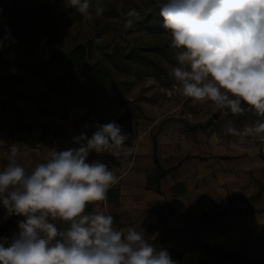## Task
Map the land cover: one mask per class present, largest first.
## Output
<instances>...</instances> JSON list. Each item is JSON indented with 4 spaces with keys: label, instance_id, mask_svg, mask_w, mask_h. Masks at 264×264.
Listing matches in <instances>:
<instances>
[{
    "label": "clouds",
    "instance_id": "9594fccd",
    "mask_svg": "<svg viewBox=\"0 0 264 264\" xmlns=\"http://www.w3.org/2000/svg\"><path fill=\"white\" fill-rule=\"evenodd\" d=\"M88 20L91 0H66ZM163 28L175 50L170 76L177 90L193 101L211 102L217 110L241 115L245 106L264 118V0H156ZM104 9L97 3L95 15ZM124 28L140 20L126 13ZM17 43L5 26L0 48ZM70 137V147L54 149L34 168L18 162L13 144L0 168V206L4 219L17 216L19 232L0 238V264H176L167 248H157L145 230L117 229L107 210V193L121 177L89 155L129 156L127 134L115 121L85 125ZM227 132L264 141V119ZM134 161H128L131 168ZM101 210L89 211V205Z\"/></svg>",
    "mask_w": 264,
    "mask_h": 264
},
{
    "label": "rangeland",
    "instance_id": "374dc122",
    "mask_svg": "<svg viewBox=\"0 0 264 264\" xmlns=\"http://www.w3.org/2000/svg\"><path fill=\"white\" fill-rule=\"evenodd\" d=\"M63 2L65 7H70L66 0ZM91 2L93 8L90 9L92 12L90 19L85 20L81 16L71 23L60 21L55 24L53 20L61 12L58 0H0V36L4 35L5 26L10 30V35L14 33L15 27H18L25 35L22 41H25L33 52L38 53L52 28L56 26L57 30L54 35L56 38L53 39L55 42L49 48L63 59H66L70 51L79 45L91 52L94 58L103 57L106 52L118 53L119 49L129 51L134 47H144L143 49H148L145 53L152 59H160L166 69L170 70V66H174L165 61L159 52L154 51L156 46L164 45L170 39L167 31L156 32L146 27H133L127 30L124 28L125 16L122 13L135 8L140 12V20H142L150 10L158 11L156 0H91ZM97 3L104 9L100 16L95 15ZM0 74L8 78L17 90V99L14 101L10 92L0 93V164L6 163L2 161V157L8 159L9 150L13 144H16L19 152H23L31 148L30 142L33 137L39 135H43L44 138L46 136L55 137L64 133L67 126L71 127L85 121L84 113L87 107H76L70 112L68 119H62L56 114H40L36 103L48 105L51 103L48 98H55L53 94L48 93L42 79L31 76L14 66L0 65ZM116 78L122 90L121 95L116 97H106L101 87L83 82L91 91L95 104V108L90 112V118L86 120L89 121L87 125L96 122L103 125L115 121L120 125L122 132L128 135L129 128L138 123L140 118L146 119L145 122L154 120L156 113L151 108L154 103L184 100L185 104L177 112V116L167 119L174 120L172 127L180 136L179 143H186L187 151H189V144L193 141L201 142L196 136L201 128H205V135L202 139L204 141L209 139V148L213 156L219 153V159H221L219 165L224 169L223 174L226 180L231 181L235 187V191L232 192L237 204L232 207V210H238L237 205L240 204L238 202L242 198H249L253 210L255 208L253 216L264 215V160L257 152L258 137L241 139L227 132L229 126L242 130L245 125L254 124L258 119L264 118L257 117L254 111L249 110L247 106L243 114L233 115L227 111L217 110L211 102L185 98L179 94L180 92L170 98L167 94L168 90H174L175 93L177 89L172 77H170L172 85L169 88H166L155 76L140 78L134 74L117 73ZM19 80L21 82H17ZM22 93L32 96L33 99L24 100ZM16 104L20 109L23 126H16L12 131ZM56 104L57 102L51 103V105ZM125 113H129L131 118L125 117ZM216 113L219 115L214 118ZM41 146L42 144L38 143L36 148L39 149ZM242 208L245 207L242 206ZM230 222L227 220L224 225ZM256 227L257 229L254 230ZM18 232L19 228H12L9 232L2 233L0 237L11 239ZM182 242L185 243L183 239ZM230 242L234 243L235 247L240 241L234 239ZM244 247H264V225L261 220L257 219L253 226V242H248Z\"/></svg>",
    "mask_w": 264,
    "mask_h": 264
},
{
    "label": "crops",
    "instance_id": "0c3cea01",
    "mask_svg": "<svg viewBox=\"0 0 264 264\" xmlns=\"http://www.w3.org/2000/svg\"><path fill=\"white\" fill-rule=\"evenodd\" d=\"M172 91L173 96L179 92ZM184 104V100L158 101L151 106L156 113L154 120L145 122L146 119L138 118V123L130 125L124 150L134 149L131 155L125 156L123 152L120 158L89 155V162L105 163L121 177L107 193V210L114 218L113 226L144 229L150 242L157 248H167L176 264H199L201 256L209 264H264V247H244L253 242L257 219L264 225V215L253 216L255 208L253 210L249 198H242L238 210H232L237 204L232 192L235 187L223 174L219 153L213 156L209 139H202L205 128L196 136L201 142L192 140L187 151V144L179 143L180 136L172 127L174 120H167L176 117ZM88 122L67 126L64 133L55 137L46 136L39 149L36 148L38 143L30 144V149L19 152L18 162L34 168L44 162L52 150L70 147L67 143L70 137L81 131L90 135L93 129L84 127ZM129 160L134 161L131 168L127 166ZM2 161L7 163L3 157ZM5 164H0V168ZM102 208L103 204L95 208L89 205L88 210ZM222 211L225 213L217 216ZM4 215L5 210L0 206V226L11 219L5 220ZM209 216L217 218L197 222ZM227 220L231 222L224 225ZM234 239L240 241L235 247L230 242Z\"/></svg>",
    "mask_w": 264,
    "mask_h": 264
},
{
    "label": "trees",
    "instance_id": "16d2710c",
    "mask_svg": "<svg viewBox=\"0 0 264 264\" xmlns=\"http://www.w3.org/2000/svg\"><path fill=\"white\" fill-rule=\"evenodd\" d=\"M58 1L60 2L61 12L59 16L53 20L55 24L60 21L71 23L81 17L80 13L75 8L65 7L63 0ZM134 27H146L156 32L166 31L163 28L162 17L159 16L158 11L155 12L152 10H150L145 18L138 21ZM56 30L57 28L54 26L38 53L33 52L28 47L27 43L22 41L25 35L22 33L23 31L20 32L18 27H15V31L11 35V38L17 41V43L7 41L5 45L0 48L1 66H14L26 71L31 76L42 79L48 93L55 96L54 99L48 98V100L52 104L57 102L56 105H51V103L48 105H42L39 102L36 103L42 115L56 114L62 119H68L70 112L76 107H87L84 113V119L85 121L88 120L91 110L95 108V104L91 91L83 82L92 83L101 87L106 97H116L122 92L119 81L116 78L117 73L124 75L134 74L140 78L144 76H155L166 87L172 85L170 70L162 65L160 59L150 58L149 55L145 53L148 52V49H143L144 47H134L129 51L119 49L118 53L106 52L103 55L104 58L100 56L94 58L91 52L85 50V47H82V45H79L75 47L74 50L70 51L66 59H63L49 48V46L55 42L53 39L56 38L54 37ZM169 44L170 39H168L164 45L156 46L154 51L157 53L159 52L165 61L175 65V50L170 48ZM115 72L117 73L115 74ZM17 82L21 81L19 80ZM14 86L15 85H13L8 78L0 74V93L10 92L13 101L17 99V90ZM21 96L26 101L33 99L32 96L24 93H22ZM124 116L129 119L131 118L129 113H125ZM19 125L23 126V123L20 118V109L16 104L15 121L11 130L13 131V129ZM43 140V135H39L38 137H33L30 144L36 145ZM224 213L225 211H222L217 216ZM217 216H209L201 221H196L202 223L206 220L217 218ZM19 220L20 217L12 216L10 220L0 226V235L9 232L12 228H19ZM201 244L205 250L214 254L205 243ZM228 258H232V256H228ZM238 258L240 259V257ZM199 264L209 263L204 256H201Z\"/></svg>",
    "mask_w": 264,
    "mask_h": 264
},
{
    "label": "built area",
    "instance_id": "2783aa9c",
    "mask_svg": "<svg viewBox=\"0 0 264 264\" xmlns=\"http://www.w3.org/2000/svg\"><path fill=\"white\" fill-rule=\"evenodd\" d=\"M167 94L170 97V96H172L173 91L169 90L167 92ZM258 141H259V146H258V151L257 152L261 156V158L264 160V141L260 140L259 138H258Z\"/></svg>",
    "mask_w": 264,
    "mask_h": 264
},
{
    "label": "water",
    "instance_id": "95a60500",
    "mask_svg": "<svg viewBox=\"0 0 264 264\" xmlns=\"http://www.w3.org/2000/svg\"><path fill=\"white\" fill-rule=\"evenodd\" d=\"M218 115H219V114H217V113H216V114H214V116H213V117H214V118H217V117H218Z\"/></svg>",
    "mask_w": 264,
    "mask_h": 264
}]
</instances>
